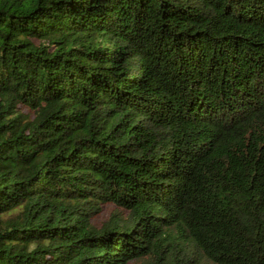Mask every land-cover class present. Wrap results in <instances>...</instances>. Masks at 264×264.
Masks as SVG:
<instances>
[{
  "label": "trees",
  "instance_id": "1",
  "mask_svg": "<svg viewBox=\"0 0 264 264\" xmlns=\"http://www.w3.org/2000/svg\"><path fill=\"white\" fill-rule=\"evenodd\" d=\"M0 264H264V0H0Z\"/></svg>",
  "mask_w": 264,
  "mask_h": 264
},
{
  "label": "rangeland",
  "instance_id": "2",
  "mask_svg": "<svg viewBox=\"0 0 264 264\" xmlns=\"http://www.w3.org/2000/svg\"><path fill=\"white\" fill-rule=\"evenodd\" d=\"M111 208L110 207H107V208H103V212L101 213V215L96 219V224H99L100 222L102 221H105L109 215V210Z\"/></svg>",
  "mask_w": 264,
  "mask_h": 264
}]
</instances>
